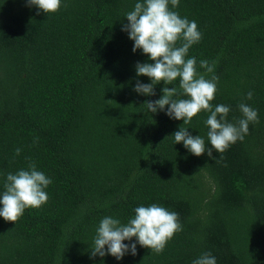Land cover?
<instances>
[{"label":"trees","instance_id":"16d2710c","mask_svg":"<svg viewBox=\"0 0 264 264\" xmlns=\"http://www.w3.org/2000/svg\"><path fill=\"white\" fill-rule=\"evenodd\" d=\"M136 3L144 0H61L45 14L28 0H0V195L7 174L32 163L52 181L39 208L15 223L0 217V264H194L205 252L217 264H264V0L169 3L201 33L186 59L198 74L201 60L215 64L205 76L218 77L213 110L228 106L233 124L241 103L258 113L243 140L213 158L172 136L183 126L211 148L209 112L183 124L168 106L144 105L162 97L163 81L152 96L134 91L137 80L152 82L137 63H154L122 30ZM152 204L182 226L162 252L133 237L124 243L136 244L134 256L92 257L104 217L127 224Z\"/></svg>","mask_w":264,"mask_h":264},{"label":"clouds","instance_id":"9594fccd","mask_svg":"<svg viewBox=\"0 0 264 264\" xmlns=\"http://www.w3.org/2000/svg\"><path fill=\"white\" fill-rule=\"evenodd\" d=\"M177 7L179 0H144L136 3L134 10L126 14L128 23L122 30L129 34L134 42L133 52L142 50L154 63H137V76H146L152 81L143 84L137 80L134 91L140 95L152 96L154 87L161 81L166 85L163 95L154 102L146 101L144 105L151 113L163 111L167 107V115L175 120H183L187 124L202 110L210 113L205 121L209 128L207 137L211 148L205 145L200 136L193 137L188 129L181 126L172 136L175 144L183 143L193 155L199 157L207 152L209 158L212 152H224L228 146L237 140H243L247 134L249 123L258 122V113L245 103L238 107L242 113L236 124L227 122L230 111L228 106L217 105L214 110L211 105L215 93L218 77L206 79L207 73H214L215 64L207 60L200 61V67L206 70L205 74H198L195 57L187 58L189 49L201 39L197 23L181 18L180 15L169 9ZM29 6H35L45 14L55 13L61 6V0H28ZM39 14V12L37 13ZM182 43L177 46V42ZM179 79V86H172ZM174 97H187L177 98ZM247 99H252L249 92ZM16 149V155L20 154ZM52 183L44 173L38 171L34 163L29 164L28 170L21 169L17 173H8L4 184V192L0 195V217L5 221L15 223L27 208H39L47 202L48 195L45 189ZM135 215L127 224H121L119 219L111 216L104 217L96 230L92 257L112 255L117 260L129 251L136 255V244H125V240L135 237L140 246L157 253L162 252L168 240L182 230L179 216L164 207L152 204L139 206ZM107 247V251H105ZM194 264H217L216 258L210 253H202Z\"/></svg>","mask_w":264,"mask_h":264}]
</instances>
